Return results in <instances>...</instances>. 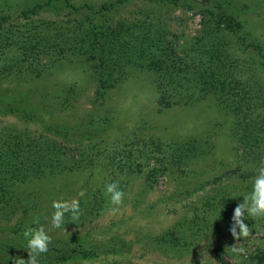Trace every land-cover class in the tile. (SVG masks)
I'll list each match as a JSON object with an SVG mask.
<instances>
[{
  "label": "rangeland",
  "instance_id": "1",
  "mask_svg": "<svg viewBox=\"0 0 264 264\" xmlns=\"http://www.w3.org/2000/svg\"><path fill=\"white\" fill-rule=\"evenodd\" d=\"M0 17V143L26 159L0 264L27 261L30 228L51 238L38 264H264V220L229 231L264 162V0H0ZM72 200L79 220L52 228Z\"/></svg>",
  "mask_w": 264,
  "mask_h": 264
},
{
  "label": "clouds",
  "instance_id": "2",
  "mask_svg": "<svg viewBox=\"0 0 264 264\" xmlns=\"http://www.w3.org/2000/svg\"><path fill=\"white\" fill-rule=\"evenodd\" d=\"M119 186L116 182L106 186V192L110 195L113 205L122 203L123 193L118 190ZM54 212L51 216V226L59 229L64 224L65 214H69L73 222L79 220V202L78 200L54 201L52 204ZM118 208H113L115 213ZM245 215L253 220H264V162L256 169V175L252 182L251 192L245 194L242 202L239 203L232 215V225L229 229L233 239L240 241L242 238H248L252 231L244 223ZM238 229V231H237ZM26 240L27 261L20 257L13 259V264H38V257L48 251V245L51 238L47 235L43 228L28 229L23 233ZM230 250L237 256L245 253V248L238 247L237 244L230 247Z\"/></svg>",
  "mask_w": 264,
  "mask_h": 264
},
{
  "label": "trees",
  "instance_id": "3",
  "mask_svg": "<svg viewBox=\"0 0 264 264\" xmlns=\"http://www.w3.org/2000/svg\"><path fill=\"white\" fill-rule=\"evenodd\" d=\"M5 17H0V55L6 54L7 48L14 46L12 42V31L9 29H3L5 23ZM17 58V57H16ZM18 59V58H17ZM10 71L6 73V66L0 69V76L14 74L13 66ZM3 72V73H2ZM6 78V77H5ZM167 79V78H166ZM166 79H161L156 83L157 89L162 93L160 100L168 99L165 95V85L168 83ZM170 83V81H169ZM173 81H171V85ZM169 100V99H168ZM175 105L171 101L165 103V107H171ZM21 141L3 142L0 143V216H8L9 214H15L22 203V198L26 195L24 190V179L25 166L23 163L26 162L24 156H22L23 150H21ZM2 145V146H1ZM28 158V157H27ZM23 220L17 221L10 229L23 230ZM22 225V226H21ZM26 230V229H24Z\"/></svg>",
  "mask_w": 264,
  "mask_h": 264
}]
</instances>
